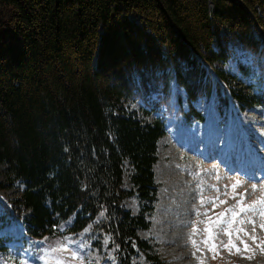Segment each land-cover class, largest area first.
<instances>
[{
  "label": "trees",
  "instance_id": "1",
  "mask_svg": "<svg viewBox=\"0 0 264 264\" xmlns=\"http://www.w3.org/2000/svg\"><path fill=\"white\" fill-rule=\"evenodd\" d=\"M228 41L264 79V0H0V164L9 181L0 191L18 182L12 200L0 199V262L10 254L1 230L13 220L49 252L67 235L115 264L151 258L155 245L139 232L158 201L169 118L202 123L197 104L206 101L219 124L264 107V89L234 86L224 69ZM136 101L150 119L127 109Z\"/></svg>",
  "mask_w": 264,
  "mask_h": 264
},
{
  "label": "rangeland",
  "instance_id": "2",
  "mask_svg": "<svg viewBox=\"0 0 264 264\" xmlns=\"http://www.w3.org/2000/svg\"><path fill=\"white\" fill-rule=\"evenodd\" d=\"M227 50L229 58L223 67L239 79L234 86L247 92L263 90L264 79L252 55L231 41ZM240 65L249 72L242 73ZM179 94L184 95L182 90ZM126 106L150 119L143 115L139 101ZM197 107L204 108V123L173 125L171 116L168 132L158 142V202L150 229L139 232L155 245V252L149 254L151 258L135 257L132 264H264V203L260 202L264 201V107L243 115L234 113L226 124L215 122L208 102ZM129 167L126 162L127 189L131 188ZM4 168L0 164V181L7 184ZM17 187L14 181L0 191L2 204L17 195ZM124 204L139 213L140 204L134 197H127ZM3 233L19 241L21 229L13 220ZM230 239L235 247L229 244ZM52 247L59 253L57 258H52L54 251H47L45 241L37 247L39 256L29 249L26 253L35 254L40 264H114L110 257L92 249L84 237L72 243L62 238ZM21 255L11 252L0 264H31Z\"/></svg>",
  "mask_w": 264,
  "mask_h": 264
},
{
  "label": "snow or ice",
  "instance_id": "3",
  "mask_svg": "<svg viewBox=\"0 0 264 264\" xmlns=\"http://www.w3.org/2000/svg\"><path fill=\"white\" fill-rule=\"evenodd\" d=\"M238 183H239V182H237V184H238ZM234 187H235V185H234ZM260 202L264 203V201H260ZM262 214H264V213H262ZM261 227L264 228V224H262ZM238 231H243V229H238ZM229 235H230V234H229ZM252 239L255 240V237H252ZM193 243L195 244V241H193ZM229 244L232 245V247H235V245L232 244L231 239L229 240ZM212 247H213V249H214V248H215V245H213ZM225 247H228V246L226 245ZM245 248H247V245H245ZM236 250H237V252L240 251L238 248H237ZM229 251H231V249H229Z\"/></svg>",
  "mask_w": 264,
  "mask_h": 264
}]
</instances>
